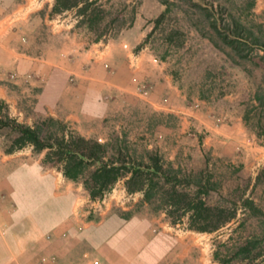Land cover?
I'll return each instance as SVG.
<instances>
[{"label": "crops", "instance_id": "1", "mask_svg": "<svg viewBox=\"0 0 264 264\" xmlns=\"http://www.w3.org/2000/svg\"><path fill=\"white\" fill-rule=\"evenodd\" d=\"M53 3L0 0V97L6 102L31 96L36 112L72 124L83 136H95L119 112L145 105L187 126L181 130L188 136L170 135L169 142L207 148L254 173L264 164V145L235 109L212 115L179 104L182 96L164 67L146 47L135 50L140 39L133 27L106 41L85 42L73 23L50 14ZM217 116L223 121L217 123ZM89 201L80 183L45 165L42 155L0 151V264L210 261L193 231L127 213L128 207L92 213L85 208Z\"/></svg>", "mask_w": 264, "mask_h": 264}, {"label": "rangeland", "instance_id": "2", "mask_svg": "<svg viewBox=\"0 0 264 264\" xmlns=\"http://www.w3.org/2000/svg\"><path fill=\"white\" fill-rule=\"evenodd\" d=\"M162 1L97 0L96 5L107 12L101 27L108 24V29L105 32L106 38L102 41L115 38L122 31L133 27L141 44L147 33L152 31L141 48L146 47L164 67L171 85L182 96L179 104L195 111L208 110L212 115L217 111L235 109L242 116L247 130L264 145V109L254 110L251 106L257 103L254 100L255 94L264 93V59L258 57L263 52L247 49L244 53L248 57H239L212 29V17H208L204 10V7L211 9L220 29L223 30L234 19L264 40V0H254L251 7L250 0H168L170 10L162 22L154 27L152 21L165 8ZM194 3L201 6H195ZM56 18L73 23V30L81 40L95 42L93 39L96 32L78 23L75 8L57 13ZM132 18L133 22L130 23ZM171 32L176 33L169 40ZM258 61L259 64H256ZM14 100L15 102L4 100L6 108L2 112L5 110L9 117L20 123L32 126L50 117L34 110V98L31 96L19 95ZM14 103L17 111L14 110ZM247 110L250 115L245 122L243 115ZM215 119L217 123L223 121L220 116ZM65 123L68 130L77 132L72 124ZM181 129L187 130V126L177 122L175 118L152 112L144 105L136 106L128 112H119L106 130L95 136L85 137L98 141H113L118 138L123 148L138 158L146 159L149 153L158 154L165 170L181 182L178 185L180 188L194 190L201 186L208 190L207 194L202 195L208 205L234 210L235 216L228 223L212 232L188 229V212L183 214L182 209L171 208L160 197L145 201L140 191L128 193L125 178L119 179L109 192L102 198L95 199L94 203L90 199L85 208L97 213L105 210L108 205L111 209L128 207L127 213L147 214L160 218V222L168 221L178 231H193L208 254V264H222L223 260L228 259L226 264H264V164L254 173L250 169L235 166L229 162L228 157L218 156L207 148L193 151L191 146L187 149V142L176 144L167 140V136H176L177 133L188 136ZM12 137L13 133L8 128L0 129L1 152L7 153L5 150ZM179 145L186 149L182 151ZM28 150L36 157H44V151H34L31 145L14 151ZM170 156L173 158L170 159ZM247 200L253 202V206L259 211L249 209ZM249 239L256 242L251 254L248 257L235 256L239 245ZM215 252L219 254L218 258H215Z\"/></svg>", "mask_w": 264, "mask_h": 264}, {"label": "trees", "instance_id": "3", "mask_svg": "<svg viewBox=\"0 0 264 264\" xmlns=\"http://www.w3.org/2000/svg\"><path fill=\"white\" fill-rule=\"evenodd\" d=\"M96 2L97 0H54L51 14L75 8L78 23L96 32L93 39L96 42L106 38L105 32L108 29V24L104 26L105 28L101 27L107 12L96 5ZM162 3L165 4V8L152 21L154 27L162 22L170 10L168 0H163ZM253 4L254 0H250L249 7ZM194 5L201 6L198 3ZM204 10L208 17H212L210 21L212 29L239 57L247 58L245 50L255 49L263 52L258 57L264 59V40L260 35L234 19L224 25L225 28L222 30L218 27L211 9L204 7ZM132 22L133 18L130 23ZM151 33L152 31L147 33L144 41L136 47L137 50L146 43ZM173 33L176 32L168 35L169 40H172ZM256 64H259V61ZM254 100L257 102L251 105L254 110L264 109L263 92L256 93ZM5 108V101L0 99V129L8 128L13 133L5 152H13L25 145H31L37 152L44 151L43 163L60 169L67 179L81 183L91 200L102 198L119 179L125 178L124 184L128 193L140 191L145 201L160 197L164 204L171 208L182 209L183 214L188 212V229L212 232L235 216L234 210L208 205L202 196L208 193L207 189H202L201 186L194 190L180 188L178 185L181 182L175 175L171 176L169 171L165 170L161 157L156 153H149L146 159L132 156L123 148L118 138L105 142L87 138L68 130L65 122L51 116L32 126L26 125L9 117L5 110L2 112ZM249 112L247 110L243 115L245 122L249 120ZM262 130L264 135V129ZM246 204L253 212L259 211L253 206V202L247 200ZM255 243L252 239L245 241L239 245L235 256L248 257L255 248ZM214 254L215 258H218L219 254L216 252ZM227 262L229 259L223 260L222 264Z\"/></svg>", "mask_w": 264, "mask_h": 264}]
</instances>
